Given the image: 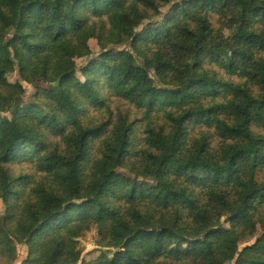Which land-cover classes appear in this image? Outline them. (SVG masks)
<instances>
[{"label":"trees","instance_id":"trees-1","mask_svg":"<svg viewBox=\"0 0 264 264\" xmlns=\"http://www.w3.org/2000/svg\"><path fill=\"white\" fill-rule=\"evenodd\" d=\"M253 1L0 0V264H264Z\"/></svg>","mask_w":264,"mask_h":264},{"label":"rangeland","instance_id":"rangeland-1","mask_svg":"<svg viewBox=\"0 0 264 264\" xmlns=\"http://www.w3.org/2000/svg\"><path fill=\"white\" fill-rule=\"evenodd\" d=\"M249 3L255 7L257 6V3L253 0H249ZM100 49V46L98 45L97 41L92 39L90 41V51L91 52H97ZM85 61V58L75 59L72 62V66L78 67V75L81 76L79 69L81 68V64ZM8 79L10 83H18L25 89L26 95H30L32 92H34L35 84H33L31 77H23L19 74L18 69L15 72L8 74ZM40 86H46L45 83H43L41 80L37 82ZM22 134V132L15 131V136L19 137ZM126 172L125 170H123ZM256 191L262 192L264 191V188L261 186L256 187ZM100 240V235L97 232V228L93 226L90 230L85 231L80 237L76 239L77 247L82 251V259L86 260H92L100 256L102 253H107L108 255L112 256L114 252L116 251L114 248H107L102 247L98 244ZM251 243L242 244L240 246V249H244ZM18 253H19V260L16 262V264H20V262L26 257L27 255V247L24 245H18Z\"/></svg>","mask_w":264,"mask_h":264},{"label":"water","instance_id":"water-1","mask_svg":"<svg viewBox=\"0 0 264 264\" xmlns=\"http://www.w3.org/2000/svg\"><path fill=\"white\" fill-rule=\"evenodd\" d=\"M115 250H117V249L115 248Z\"/></svg>","mask_w":264,"mask_h":264}]
</instances>
